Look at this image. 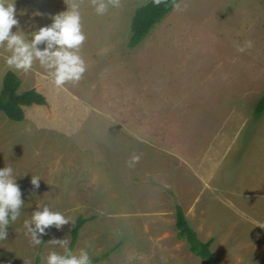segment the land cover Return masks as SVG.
<instances>
[{"label": "rangeland", "instance_id": "374dc122", "mask_svg": "<svg viewBox=\"0 0 264 264\" xmlns=\"http://www.w3.org/2000/svg\"><path fill=\"white\" fill-rule=\"evenodd\" d=\"M146 1L118 0L97 15L79 0L85 72L75 82L56 86L36 62L10 69L0 47V88L11 71L19 92L47 103L26 107L21 122L0 115V168H13L23 201L0 239V264H43L62 251L47 242L70 241L78 217L88 220L72 251L87 247L99 258L91 264H204L176 238V204L198 239L212 240L218 264H264V112L254 114L264 0H180L129 49L132 12ZM71 2L14 0L18 27L47 25ZM44 205L69 224L32 246L24 221Z\"/></svg>", "mask_w": 264, "mask_h": 264}, {"label": "clouds", "instance_id": "9594fccd", "mask_svg": "<svg viewBox=\"0 0 264 264\" xmlns=\"http://www.w3.org/2000/svg\"><path fill=\"white\" fill-rule=\"evenodd\" d=\"M92 3L97 15H103L109 3L113 7L118 6V0H92ZM50 21L26 33L18 27L14 0H0V47L8 53L4 64L10 69L26 73L36 62L59 87L66 82L78 81L85 72V63L79 54L85 40L79 0H72L66 10L51 15ZM14 27L16 30L12 31ZM41 44L44 45L42 49L38 47ZM138 159L137 155L131 157L132 162ZM39 180L37 176H31L33 188L38 187ZM15 181L11 166L0 168V239L7 235L8 225L16 221L23 204L20 188ZM65 224H69L68 218L47 205L33 211L30 219L24 221L32 246L41 244L40 237L46 234L45 229L54 226L59 230ZM47 243L58 245L62 251L49 250L43 264H91L87 247L73 252L68 247L67 236L51 238Z\"/></svg>", "mask_w": 264, "mask_h": 264}, {"label": "trees", "instance_id": "16d2710c", "mask_svg": "<svg viewBox=\"0 0 264 264\" xmlns=\"http://www.w3.org/2000/svg\"><path fill=\"white\" fill-rule=\"evenodd\" d=\"M180 0H147L145 3L134 8L130 19V35L127 43L129 49L138 46L150 33V31L173 9ZM19 78L11 71H7L1 82L0 88V115L12 122H21L24 118V109L33 105L45 106L46 100L42 94L34 89L19 92ZM264 112V95L258 100L254 114L262 115ZM175 230L176 238L186 242L190 253L198 257L204 264H218L213 256L210 246L212 240L202 242L198 239L190 223L185 218L182 208L175 205ZM88 219L78 217L70 228V241L68 247L72 250L80 228ZM11 223V222H10ZM10 224L8 225V227ZM7 227V229H8ZM120 246L117 243L106 251L101 258H106L115 252ZM99 258L90 259L95 263ZM40 264L39 258L35 259Z\"/></svg>", "mask_w": 264, "mask_h": 264}]
</instances>
